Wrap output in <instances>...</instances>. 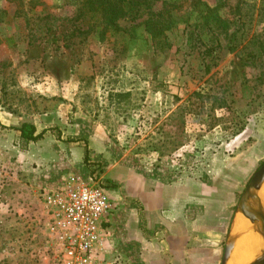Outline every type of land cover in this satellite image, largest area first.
<instances>
[{"label":"rangeland","instance_id":"rangeland-1","mask_svg":"<svg viewBox=\"0 0 264 264\" xmlns=\"http://www.w3.org/2000/svg\"><path fill=\"white\" fill-rule=\"evenodd\" d=\"M202 2L221 4L209 25L188 3L159 40L142 27L129 38L144 16L121 21L123 32L99 41L82 34L88 18L78 19L65 0H0V117H31L36 95L48 89L50 100L41 94L39 105L73 101L140 169L164 167L174 178L193 176L248 127L243 148L228 152L264 151V0ZM27 145L15 146L23 153ZM15 154L0 148V264H50L46 210ZM94 260L132 264L113 242Z\"/></svg>","mask_w":264,"mask_h":264},{"label":"crops","instance_id":"crops-1","mask_svg":"<svg viewBox=\"0 0 264 264\" xmlns=\"http://www.w3.org/2000/svg\"><path fill=\"white\" fill-rule=\"evenodd\" d=\"M49 91L39 93L43 100H50ZM38 96L31 117L10 112L0 117V148L17 153V162L36 186V196L43 189L61 187L71 176L97 178L95 168L100 167L104 173L98 181L105 180L114 206L104 226L114 233L118 255L132 264H220L237 217L238 197L264 158V151L231 155L243 148L249 127L221 146L227 155L217 152L193 176L174 178L164 167L140 169L73 101L45 108ZM24 120L43 135L21 153L16 128Z\"/></svg>","mask_w":264,"mask_h":264},{"label":"built area","instance_id":"built-area-1","mask_svg":"<svg viewBox=\"0 0 264 264\" xmlns=\"http://www.w3.org/2000/svg\"><path fill=\"white\" fill-rule=\"evenodd\" d=\"M97 179L71 176L57 189H43L44 226L53 262L50 264H96L95 253L113 241L104 223L114 210Z\"/></svg>","mask_w":264,"mask_h":264},{"label":"trees","instance_id":"trees-1","mask_svg":"<svg viewBox=\"0 0 264 264\" xmlns=\"http://www.w3.org/2000/svg\"><path fill=\"white\" fill-rule=\"evenodd\" d=\"M11 2L15 0H10ZM67 5L77 9L78 19L87 17V28L82 34L93 32L99 41L108 36L123 32L121 21L135 22L144 20L132 26L129 38L133 39L135 30L142 27V33L152 41L159 40L167 32L172 31L176 25V13H179L185 4L189 3L192 12H197L202 25L213 22V15L221 8V4L214 8L206 7L203 0H65ZM227 1V0H221ZM23 6L22 1L18 3ZM204 7V8H202ZM212 20V21H211ZM79 30V31H80ZM48 31V29H47ZM131 39V40H132ZM129 44V43H127ZM262 49V48H261ZM16 130L19 132L20 142L29 144L41 140L43 132L36 134L35 127L27 122L22 123Z\"/></svg>","mask_w":264,"mask_h":264},{"label":"water","instance_id":"water-1","mask_svg":"<svg viewBox=\"0 0 264 264\" xmlns=\"http://www.w3.org/2000/svg\"><path fill=\"white\" fill-rule=\"evenodd\" d=\"M236 219L241 214L252 226L261 228L262 249L260 254L249 264H264V163L255 171L244 188L235 208ZM232 223L220 264H228L240 234L234 232L235 221Z\"/></svg>","mask_w":264,"mask_h":264},{"label":"bare ground","instance_id":"bare-ground-1","mask_svg":"<svg viewBox=\"0 0 264 264\" xmlns=\"http://www.w3.org/2000/svg\"><path fill=\"white\" fill-rule=\"evenodd\" d=\"M234 232L241 236L238 239L228 264H249L260 254L262 249L261 228L252 226L239 215L235 221Z\"/></svg>","mask_w":264,"mask_h":264}]
</instances>
